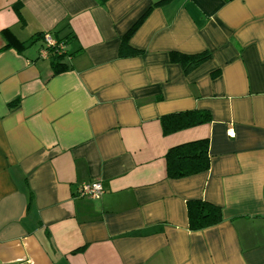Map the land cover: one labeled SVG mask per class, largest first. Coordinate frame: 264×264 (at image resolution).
Wrapping results in <instances>:
<instances>
[{
    "label": "crops",
    "instance_id": "0c3cea01",
    "mask_svg": "<svg viewBox=\"0 0 264 264\" xmlns=\"http://www.w3.org/2000/svg\"><path fill=\"white\" fill-rule=\"evenodd\" d=\"M192 110L210 121L163 135ZM199 139L208 169L167 177ZM195 201L221 221L191 229ZM0 264H264V0H0Z\"/></svg>",
    "mask_w": 264,
    "mask_h": 264
},
{
    "label": "trees",
    "instance_id": "16d2710c",
    "mask_svg": "<svg viewBox=\"0 0 264 264\" xmlns=\"http://www.w3.org/2000/svg\"><path fill=\"white\" fill-rule=\"evenodd\" d=\"M20 3L17 2L13 8L18 11ZM136 25V24H135ZM133 26L122 38L119 55L137 54L139 51L128 46L130 32L136 27ZM56 37L54 31H50ZM7 39L5 46L20 47L22 42L16 39L10 29L1 31ZM39 36V35H38ZM42 34L39 36L41 37ZM66 42L65 39L59 38ZM55 71L62 69L63 63L60 61L63 55H52ZM209 57V53H200L195 55H180L179 61L184 71H189ZM210 121V114L206 111L192 110L174 114H168L160 118V124L163 135H168L176 131L196 126ZM166 175L169 178L177 179L205 171L209 167L208 139H199L182 143L169 148L165 154ZM187 214L189 227L193 230L202 229L221 221V210L219 207L207 202H189L187 204Z\"/></svg>",
    "mask_w": 264,
    "mask_h": 264
},
{
    "label": "built area",
    "instance_id": "2783aa9c",
    "mask_svg": "<svg viewBox=\"0 0 264 264\" xmlns=\"http://www.w3.org/2000/svg\"><path fill=\"white\" fill-rule=\"evenodd\" d=\"M43 48L41 54L45 57L51 55L66 54V44L63 40L54 37L50 31H46L42 35ZM104 189L100 181L83 182L77 186L75 195L78 197H87L91 199H99L103 194Z\"/></svg>",
    "mask_w": 264,
    "mask_h": 264
}]
</instances>
